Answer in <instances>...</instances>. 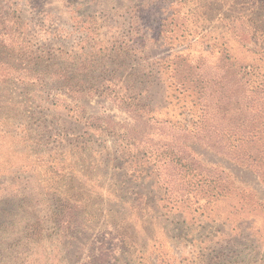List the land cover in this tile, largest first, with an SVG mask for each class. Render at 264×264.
<instances>
[{
    "label": "rangeland",
    "instance_id": "rangeland-1",
    "mask_svg": "<svg viewBox=\"0 0 264 264\" xmlns=\"http://www.w3.org/2000/svg\"><path fill=\"white\" fill-rule=\"evenodd\" d=\"M0 264H264V0H0Z\"/></svg>",
    "mask_w": 264,
    "mask_h": 264
},
{
    "label": "trees",
    "instance_id": "trees-1",
    "mask_svg": "<svg viewBox=\"0 0 264 264\" xmlns=\"http://www.w3.org/2000/svg\"><path fill=\"white\" fill-rule=\"evenodd\" d=\"M222 87H223V85H221ZM168 156H169V154H168ZM176 158V155H173V157L170 159V162L172 161V160H174ZM180 158V157H179ZM177 160H179L178 158H177ZM183 166L185 167V169H186V171L187 170H189L188 168H189V164L188 163H184L183 164Z\"/></svg>",
    "mask_w": 264,
    "mask_h": 264
}]
</instances>
